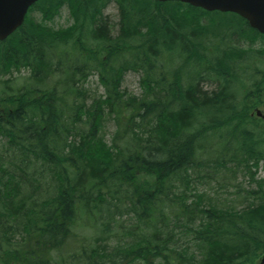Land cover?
Instances as JSON below:
<instances>
[{
    "label": "trees",
    "instance_id": "1",
    "mask_svg": "<svg viewBox=\"0 0 264 264\" xmlns=\"http://www.w3.org/2000/svg\"><path fill=\"white\" fill-rule=\"evenodd\" d=\"M109 1L41 0L44 19L67 4L73 23L29 14L0 41V77L28 70L19 86L0 81V264H255L264 183L231 180H255L264 161L250 116L264 106L252 64L264 34L236 13L159 0H116L113 32ZM129 71L141 95L122 88ZM92 74L100 92L85 88ZM196 179L234 185L246 204L189 193Z\"/></svg>",
    "mask_w": 264,
    "mask_h": 264
},
{
    "label": "rangeland",
    "instance_id": "2",
    "mask_svg": "<svg viewBox=\"0 0 264 264\" xmlns=\"http://www.w3.org/2000/svg\"><path fill=\"white\" fill-rule=\"evenodd\" d=\"M107 7L104 9V14L106 17L108 16L110 19V22L112 23V31L114 32L115 29L118 28V22H119V10H118V4L116 0H110ZM30 16L37 22H44L49 27L54 28L55 30L59 28H66L69 25H71L74 21L73 17L71 16L69 6L65 4L57 13V15L54 18L44 19L43 15L36 9L33 12L30 13ZM224 18V17H222ZM43 24L44 26H46ZM258 40V39H257ZM262 41L258 40L257 42H254L253 47L258 48L261 45ZM248 45V43H245ZM246 46V45H245ZM257 63H252L253 66H258L259 68L264 67L263 58H260L259 60H256ZM241 61L239 62V66ZM243 64V63H242ZM11 72V73H10ZM0 77V81L2 83V87H5L7 84L5 81H8V85H15L19 86V83L23 80V76H26L28 74V70L26 68H22L20 72H16L15 70L10 71ZM142 78V72H136V71H129L126 73L122 88L128 90L129 92H132L137 95L142 94V87L140 80ZM89 82V83H88ZM85 88H88L91 90L92 93L94 92H100L98 87V76L97 74H92L89 77ZM216 83L207 82L205 84V87L209 90H213L216 88ZM255 88L252 85V88L250 91H253ZM102 91V89H101ZM103 92V91H102ZM244 93V89L242 88V94ZM257 108L261 109L262 114H264V106H258ZM257 108H254L252 112H254ZM251 112V113H252ZM256 113V111H255ZM253 118L256 119V121L259 123L260 128L264 129V119L261 116L257 115H250ZM253 127L252 125H250ZM115 124L113 121H109L107 123L106 129H105V138L106 140L111 143V135L114 132ZM264 135V134H263ZM262 135V137H264ZM220 148V147H216ZM208 156H205L204 158H207ZM194 174L193 176H195ZM252 176L255 180H251V175L249 172L245 170H239V173L237 174V178L233 179V184H241V187L246 190H252V188H257L258 184L255 183L257 181H261L264 183V161H261L257 168H252ZM219 180L213 181L211 183H205L203 184L201 180H194L191 183V188L188 190V192L193 193H205L208 196V199H212L213 202L219 201L221 203L227 204H233L236 206V208L243 207L246 203L243 204L242 197L238 196L236 193V189L234 185L228 186L227 188L219 187ZM206 205V203H205ZM128 217L124 216L121 218L122 221L127 222ZM86 233L91 234L93 233V230L87 229ZM87 236V235H86ZM89 237V236H87ZM92 239V238H90ZM89 239V240H90ZM95 241L92 239L91 243H94ZM114 241H109L108 245L111 246ZM255 264H264V255H261L259 259L256 261Z\"/></svg>",
    "mask_w": 264,
    "mask_h": 264
},
{
    "label": "water",
    "instance_id": "3",
    "mask_svg": "<svg viewBox=\"0 0 264 264\" xmlns=\"http://www.w3.org/2000/svg\"><path fill=\"white\" fill-rule=\"evenodd\" d=\"M38 0H0V40L20 27L30 6ZM181 1L208 11L234 12L264 34V0H159ZM260 115L261 112L257 111Z\"/></svg>",
    "mask_w": 264,
    "mask_h": 264
},
{
    "label": "flooded vegetation",
    "instance_id": "4",
    "mask_svg": "<svg viewBox=\"0 0 264 264\" xmlns=\"http://www.w3.org/2000/svg\"><path fill=\"white\" fill-rule=\"evenodd\" d=\"M261 117H263V118H264V114H263V116H261Z\"/></svg>",
    "mask_w": 264,
    "mask_h": 264
}]
</instances>
